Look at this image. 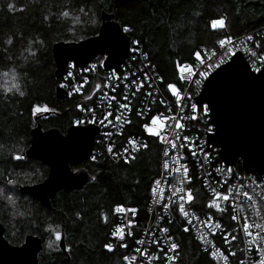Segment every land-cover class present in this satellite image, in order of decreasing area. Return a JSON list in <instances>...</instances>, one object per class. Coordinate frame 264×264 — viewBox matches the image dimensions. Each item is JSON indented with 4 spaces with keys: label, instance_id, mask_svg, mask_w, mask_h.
<instances>
[{
    "label": "trees",
    "instance_id": "obj_1",
    "mask_svg": "<svg viewBox=\"0 0 264 264\" xmlns=\"http://www.w3.org/2000/svg\"><path fill=\"white\" fill-rule=\"evenodd\" d=\"M83 8L98 21L85 28L82 38L98 32L103 10L114 12L131 38L143 43L152 67L162 77L164 90L170 94L172 85L176 88L185 85L180 76L181 67L195 59L200 45L212 48L225 36L242 35L264 26V0H130L125 3L117 0H0V221L6 227L5 236L14 244H21L29 233L41 236L43 247L39 264H128L126 257L135 239L132 238L127 247L110 244L112 230L118 222L115 206H133L139 221L145 223L152 188L160 171L161 144L158 134L146 129L148 119L137 113L139 96L133 103L130 122L116 137L118 142L138 134L148 137V146L138 151L132 160L114 163L103 155L96 160L88 158L82 164L92 174V180L80 189L60 190L51 198V207L19 189L20 184L43 180L49 171L47 164L25 154L31 143V129L37 122L46 129L59 126L64 131L73 124L80 99L56 96L61 77L55 76L52 47L56 41L82 39H72L71 29L73 18ZM218 17H226L228 33L224 28L209 26ZM260 49L264 51V37ZM95 59L104 68L103 55ZM9 69L19 74L18 89L2 86L1 72ZM43 106L58 110L42 111ZM46 111L49 113L44 114ZM37 115L41 116L36 119ZM98 146L96 141L95 148ZM16 153L21 157L18 160ZM235 168L257 174L244 159H238ZM22 169L35 173L37 169L42 174L25 177ZM12 181L27 202L16 210L9 207L2 190ZM193 189L194 205L199 210L211 212L226 225H232L226 200L210 197L197 176ZM214 201L218 207L210 206ZM51 224L59 231L65 225L68 254L62 250L60 239L54 249H46ZM169 226L180 244L177 264H215L191 232L182 228V222L174 221Z\"/></svg>",
    "mask_w": 264,
    "mask_h": 264
},
{
    "label": "built area",
    "instance_id": "obj_2",
    "mask_svg": "<svg viewBox=\"0 0 264 264\" xmlns=\"http://www.w3.org/2000/svg\"><path fill=\"white\" fill-rule=\"evenodd\" d=\"M263 37L264 26L242 35L225 36L212 48L200 45L195 59L181 67L185 85L170 94L164 90L162 77L152 67L138 39H131L127 59L110 70L101 68L96 57L84 66L68 62L59 85L68 97L80 99L73 124L94 123L100 127L96 135L100 146L94 147L91 160L103 155L114 163L129 162L148 146V137L143 134L123 142L116 140L130 122L137 96V113L148 119L146 127L157 122L160 171L152 188L147 219L141 223L136 209L130 205L117 204L114 209L118 222L110 244L127 247L135 239L126 257L128 264H177L180 244L169 226L174 221L182 222V228L191 232L215 264H260L264 257V227L251 228L252 237L243 227L245 217L249 224L264 226V171L243 172L235 168L236 164L222 160L219 145L206 141V133L215 129L209 104H197L195 96L205 78L236 51H242L251 67L260 70L264 64V51L260 49ZM228 40L232 43L221 44ZM177 123L181 127L177 128ZM195 175L213 199L228 195L231 190L233 199L226 200L231 210V226L194 205ZM237 190L241 193L239 197ZM244 192L252 199L246 200ZM187 193H191V200L187 199ZM119 208L125 211H117ZM234 216L237 218L233 219ZM118 230L123 231V239L116 234ZM256 232L260 235L256 236ZM172 245H176L175 250Z\"/></svg>",
    "mask_w": 264,
    "mask_h": 264
},
{
    "label": "water",
    "instance_id": "obj_3",
    "mask_svg": "<svg viewBox=\"0 0 264 264\" xmlns=\"http://www.w3.org/2000/svg\"><path fill=\"white\" fill-rule=\"evenodd\" d=\"M121 3L130 0H117ZM131 36L116 20L115 13L103 10L98 32L80 40H60L53 44L55 76L67 71L69 61L86 65L103 55L106 70L122 64L130 54ZM60 99L68 95L56 86ZM197 104H209L215 129L206 133L208 144L216 141L222 160L234 165L246 160L258 174L264 171V64L254 70L242 51L217 66L204 80L195 96ZM49 111L44 112L48 114ZM41 115H37L36 119ZM100 127L94 123L71 124L64 131L59 126L44 128L41 122L31 129V143L25 154L49 166L47 176L35 183L20 184L19 189L51 207V198L60 191L82 188L93 176L85 166L73 168L71 162L86 161L95 147ZM6 227L0 221V263L39 264L42 237L26 235L21 244L10 242ZM65 225H62L60 246L67 253Z\"/></svg>",
    "mask_w": 264,
    "mask_h": 264
},
{
    "label": "rangeland",
    "instance_id": "obj_4",
    "mask_svg": "<svg viewBox=\"0 0 264 264\" xmlns=\"http://www.w3.org/2000/svg\"><path fill=\"white\" fill-rule=\"evenodd\" d=\"M88 10H86L85 8H83L81 10V13H78L77 16H75L73 18V26H72V39H80L82 37H84L85 32H86V27L88 28L89 25L92 26L94 24H96V22L98 21L96 16H88ZM223 19L224 21V29H226V33H228L227 29H228V22L226 17H218L215 18L214 20L211 21V23L209 24V26L211 28H216V29H220L221 27H213L212 24L214 21H218ZM227 35V34H226ZM19 82H20V77L19 74L16 70L14 69H9L6 71H2L1 72V83L2 86L5 89H10V90H15L19 88ZM171 89L173 91V89H176L175 86H171ZM42 111L45 110H52V112L57 111L58 108L57 107H51V106H43L41 108ZM39 110V111H41ZM148 131L150 133L153 134H157L158 130H157V122L151 125L147 126ZM15 157L19 156L18 153L14 154ZM16 159V158H15ZM18 160V159H16ZM39 163V162H38ZM40 164V163H39ZM37 167V165H36ZM24 171V169H22ZM26 172V173H25ZM42 171H39L36 169V173L32 172V170H25L24 174H22V176L25 177H32L34 175H41ZM15 181L12 182H8L6 183V185L3 187L4 189H2L5 192V196H6V200L9 204V207L13 210L19 209L21 208V205H26L25 203V197L24 195H20L18 189L15 186ZM28 206V205H27ZM13 225H15V222L13 221ZM49 229V233L46 235V241H45V245H46V249L47 250H52L54 249V247L56 246L58 240L54 238V235L56 233H61V231H59L60 229H58L56 226L54 225H49L48 226Z\"/></svg>",
    "mask_w": 264,
    "mask_h": 264
},
{
    "label": "snow or ice",
    "instance_id": "obj_5",
    "mask_svg": "<svg viewBox=\"0 0 264 264\" xmlns=\"http://www.w3.org/2000/svg\"><path fill=\"white\" fill-rule=\"evenodd\" d=\"M65 15H67V13H65ZM212 26L213 27H221V28L224 27V21H223V19L218 20V21H214L213 24H212ZM249 39H251V38H249ZM225 43H232V41L231 40H228L227 42L221 41V44H225ZM173 91H175V89H173ZM38 111H39V109H38ZM176 127L179 128V127H181V125L179 123H177ZM170 143H172V142H170ZM173 147H175V144L174 143H173ZM20 158L21 157H19V156L16 157V159H20ZM176 171L179 172L180 171V168H177ZM240 195H241L240 191L237 190L236 197H239ZM243 196L246 198V200H251L252 199V197L249 196L247 192H244L243 193ZM217 198L218 199H224V200H232L233 197L231 195V190H230V193L228 195H225L223 197L218 196ZM181 199H184V197H181ZM187 199L188 200H191V193H187ZM210 206H216V207H218V205L215 204V201L213 202V205H210ZM117 211H125V210L123 208H119V209H117ZM181 211H183V206H181ZM236 218L237 217H235V216L233 217V219H236ZM253 227H255V228H261V227H264V226L249 224L248 223V218L245 217L244 218V227H243V230H244V232L249 237H252L254 235V233L250 230ZM116 234L119 235L121 239H123V231L122 230H118ZM255 235L256 236H259L260 233L259 232H256ZM60 238H61L60 237V234L59 233H56V239L59 240ZM234 238L235 237H233V239ZM252 243H255V240H253ZM108 247H109V250H111V246H108ZM171 247H172L173 250H175L176 245H172ZM173 259H175V257H173ZM260 264H264V257H262V259L260 261Z\"/></svg>",
    "mask_w": 264,
    "mask_h": 264
},
{
    "label": "flooded vegetation",
    "instance_id": "obj_6",
    "mask_svg": "<svg viewBox=\"0 0 264 264\" xmlns=\"http://www.w3.org/2000/svg\"><path fill=\"white\" fill-rule=\"evenodd\" d=\"M104 57V56H103ZM70 97V96H69ZM69 97H67V98H69ZM77 163V162H76ZM82 163H84V162H82ZM82 163H77V164H72V167L75 169V168H77V167H80V166H84V164H82Z\"/></svg>",
    "mask_w": 264,
    "mask_h": 264
},
{
    "label": "crops",
    "instance_id": "obj_7",
    "mask_svg": "<svg viewBox=\"0 0 264 264\" xmlns=\"http://www.w3.org/2000/svg\"><path fill=\"white\" fill-rule=\"evenodd\" d=\"M147 128V127H146ZM148 129V128H147ZM137 154V153H136ZM136 154L132 157V158H134L135 156H136ZM132 160V159H131Z\"/></svg>",
    "mask_w": 264,
    "mask_h": 264
}]
</instances>
